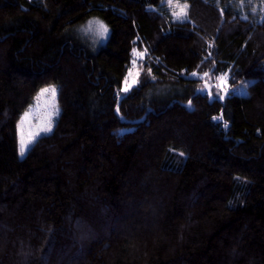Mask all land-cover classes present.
<instances>
[{
  "label": "trees",
  "instance_id": "obj_1",
  "mask_svg": "<svg viewBox=\"0 0 264 264\" xmlns=\"http://www.w3.org/2000/svg\"><path fill=\"white\" fill-rule=\"evenodd\" d=\"M179 1L0 0V264H264V0ZM225 73L245 96L198 91ZM48 85L55 127L19 158Z\"/></svg>",
  "mask_w": 264,
  "mask_h": 264
},
{
  "label": "snow or ice",
  "instance_id": "obj_2",
  "mask_svg": "<svg viewBox=\"0 0 264 264\" xmlns=\"http://www.w3.org/2000/svg\"><path fill=\"white\" fill-rule=\"evenodd\" d=\"M243 2V0H242ZM167 3L169 6H172L173 4L176 5V7L180 8L179 12L174 11L173 16L177 20L181 19H186L187 18V3L180 5L179 0H167ZM84 31H95L97 35L100 37H105L108 33V28L107 26L100 20L94 19L90 20L84 29ZM144 53L137 52L135 48H133V60H132V65L136 66L137 60L135 57H143ZM132 70L129 69V75H131ZM193 77L197 76V73L193 72L191 74ZM209 74L204 73L203 77H207ZM201 77V79H203ZM220 79V78H218ZM134 83V82H133ZM125 85L126 87L123 89L124 92H127L129 88L132 86L131 84L128 83L127 77L125 78ZM198 91L201 92H207L208 95L211 96V88L208 86L207 81H205V88L204 89H199ZM57 95H58V88L55 86H48L45 88L40 89V91L36 94V97L34 98L36 103L34 105H29L28 109L23 113V115L20 117V120L18 121L17 124V131H18V136H19V154L21 157L25 155L26 150L29 148V146L35 142L37 138L41 135V133H48L51 132L52 130V125H53V117L58 116L60 113V109L58 107L57 103ZM45 96H48V99L45 100ZM216 99H221L222 97H219L217 94ZM43 101V104L41 103ZM191 105V101H189V106ZM45 108L46 111L44 113V117L42 120L38 122L37 125L34 127L36 128V131L29 132L28 139L25 140L24 138V132H23V126L26 123H29L33 117V115H37L40 112L41 108ZM181 156L184 155V153H180Z\"/></svg>",
  "mask_w": 264,
  "mask_h": 264
},
{
  "label": "rangeland",
  "instance_id": "obj_3",
  "mask_svg": "<svg viewBox=\"0 0 264 264\" xmlns=\"http://www.w3.org/2000/svg\"><path fill=\"white\" fill-rule=\"evenodd\" d=\"M163 3L166 5V8L170 12V14L173 17V19L177 20L173 16V12L174 11L179 12L180 11V8L179 7H176L175 4H173L172 6H169V4L167 3V0H163ZM179 4L180 5H183V3H181L180 1H179ZM94 19L100 20L97 17H91V18L87 19L83 24H80L79 26H77L74 29L75 36L79 40H81L84 43H86L89 46V48L91 49L92 52H94V51L98 50L100 47L104 46L106 44L108 38H109V35H110V30H109L108 26L102 20H100V21H102L107 26V28L109 30L108 33H107V35L105 37H100L99 35L96 34L95 31H87V32L84 31V29L86 28L88 22L90 20H94ZM181 20H184V19H181ZM137 57H139V56H137ZM134 73H135L134 71L131 72V81L128 80V83L131 84V85L133 84V81H134L133 80ZM218 78H220V79H218ZM227 80H228V74L225 73V74L219 75L213 81H211V82L208 81L207 82L208 83V86L211 88V97H216V95L218 94L219 97H222L221 99H223L229 93H232V94H235V95H239V96H245L247 94L246 85L242 84V85H239L236 88H231V87L228 86ZM48 86H50V85H48ZM48 86H45V87H48ZM52 86H55L56 87V85H52ZM124 86H126V85H124ZM45 87H43V88H45ZM204 88H205V86L203 87V89ZM35 97H36V95H35ZM34 98L29 103V105H34L36 103V101H35ZM44 99L47 100L48 99V96H45ZM41 103L43 104V101H41ZM29 105L27 106V109H28ZM45 111H46V109L42 107L40 109L39 114L33 115L31 121L29 123H26L23 126V132H24V138H25V140L28 139V135H29V132L30 131H32V132L36 131V128L34 126L37 125L38 122L43 119ZM57 118H58V116L53 117V121L54 122H53V125H52L51 132L53 131V129L55 127ZM17 124H18V122H17ZM51 132L41 133V135L39 137L44 136V135H47V134H50ZM17 137H18V156H19V158H23L26 155V153L28 152V150L30 149V147L32 146L33 143L26 150L25 155L23 157H21L20 154H19V136H18V131H17Z\"/></svg>",
  "mask_w": 264,
  "mask_h": 264
}]
</instances>
